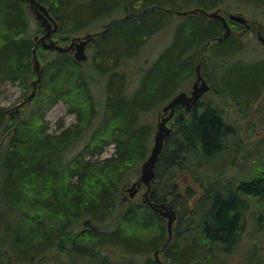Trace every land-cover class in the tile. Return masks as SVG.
<instances>
[{
	"label": "trees",
	"instance_id": "obj_1",
	"mask_svg": "<svg viewBox=\"0 0 264 264\" xmlns=\"http://www.w3.org/2000/svg\"><path fill=\"white\" fill-rule=\"evenodd\" d=\"M37 1L57 21L61 41L104 28L86 69L69 52L38 45L43 65L34 95L18 116L0 107V264H224L241 246L250 221L255 239L242 260L264 264V171L252 164L246 179L234 181L226 176L228 163L210 166L232 149L227 140L236 132L225 119L227 110L250 108L264 90V57L252 65L244 61L255 33L223 36L215 18L174 14L200 7L227 16L229 2L237 1L264 15V0H193L187 7L175 0ZM30 19L24 0H0V94L5 81L20 84L24 98L29 94L36 76L34 36L41 30L35 19L33 31ZM169 31L172 41L149 57V38ZM43 50L53 57L45 58ZM198 63L215 69L214 96L189 111L175 105L150 193L152 202H169L175 211L167 239L163 218L125 192L149 153L157 112L188 87ZM60 100L75 121L51 133L45 112ZM109 145L112 153L101 158ZM210 169L214 176L207 175ZM183 175L201 181L199 191L181 185ZM146 228L159 233L145 236ZM155 250L162 252L158 261Z\"/></svg>",
	"mask_w": 264,
	"mask_h": 264
},
{
	"label": "rangeland",
	"instance_id": "obj_2",
	"mask_svg": "<svg viewBox=\"0 0 264 264\" xmlns=\"http://www.w3.org/2000/svg\"><path fill=\"white\" fill-rule=\"evenodd\" d=\"M176 6L179 7H187V5H192L193 0H175ZM221 8V7H220ZM228 11L230 13H236L244 16L249 21L255 20L257 23L264 25V15L261 13V10L258 8H255L252 5L249 4H243L239 3L237 1H231L229 2V6L227 7ZM177 15L176 13H174ZM258 15V18H254L253 16ZM31 16H33L31 14ZM177 16H184V15H177ZM36 21L34 19H30L31 28L33 31L37 28V24H35ZM238 24V23H237ZM231 24L232 33H239L242 32V26L240 24ZM103 27L99 26L98 28L91 29L89 31H81L75 35L78 36H84L87 33L94 34V37H96L95 33L101 34L103 31ZM102 30V31H100ZM99 31V32H98ZM73 35V36H75ZM72 37V36H71ZM70 37V38H71ZM54 39H57L55 35L53 36ZM65 41L57 40L58 43L65 45L68 43L69 39ZM250 38V37H249ZM94 40V41H92ZM96 38L91 39L89 41V46L85 50V53L87 55V58L84 61H81V67L82 69H86L87 67H90V56L91 52L94 51V42ZM172 41V31H169V33H160L158 35L152 36L149 38V41L146 45L147 52H150L149 57L153 58L155 54L163 49L167 44H169ZM209 41V40H208ZM207 41V42H208ZM249 50L251 52L247 53L244 61H246L247 64L252 65L255 63L257 59H261L264 57V47L259 44L256 41V44L254 43L250 44L248 46ZM45 49V48H44ZM48 50V49H46ZM54 51V50H53ZM43 56L45 58H52L53 52L50 53L49 51L43 50ZM32 63V62H31ZM41 66L43 65L42 62L40 63ZM84 65L86 67H84ZM237 65V62L233 63L231 66ZM36 77V76H35ZM34 77V78H35ZM212 79H214V76H212ZM31 82V81H30ZM93 89L98 94H100V85L98 83H94ZM37 87V86H36ZM32 91V86L29 85V93ZM264 91H262L263 93ZM262 93L260 97L251 104L250 108L245 109L243 111H240L236 108H231L227 110L225 119L233 126V130L236 132L233 134V136L230 137L229 140H227V143L231 144V152L230 150L228 152H225L217 157H215L212 162L210 163V166L214 169L220 168L221 166H224L226 163V176L228 178L233 179L234 181L238 179L237 177H241V179H246L247 175H245L249 169L252 167V164H256V167H260L262 171H264V113L263 116L260 114V111L263 112L264 110V98L262 97ZM234 94V93H233ZM24 99V96H22V90L20 87V84L11 83L10 81H5L1 86V94H0V107L4 109L5 115L9 117L18 116L17 112L15 111L17 104ZM18 107V106H17ZM20 110V108H19ZM45 119L48 122V128L49 132L56 133L58 132L59 125L63 126H70L74 121V115L73 113H70L67 111V105L63 101L56 102L53 106L48 108L45 112ZM255 123L249 125V123ZM169 123V122H168ZM238 143H241L238 145ZM234 144H236V149H234ZM113 151V148L111 145L106 146L104 148V151L101 154V158L109 156ZM198 175L203 174L205 172L204 168H199ZM216 174L215 172H212L211 169L209 172H207V175L214 176ZM248 174V173H247ZM204 178V176H202ZM180 184L183 185L187 182L191 183V180L193 178L191 176L183 175L181 178ZM196 184V183H194ZM146 187L141 186L137 193L134 195L136 199L142 198V193ZM128 196V191L125 192ZM165 222V229L167 231V235H169L166 220L163 219ZM174 225V222L172 223V227ZM254 224L253 221H250L246 226V236L241 242V246L239 249L235 252L234 255L231 257H228L227 261L224 262V264H244L245 262L242 260L243 254L242 251L246 250V246L248 245V242L252 239H255V232H254ZM264 230V226L262 227V231ZM157 228H146L143 230V235L150 236V235H156L159 232H156ZM173 233V229L171 228L169 237L171 238ZM264 234V232H263ZM155 252V251H154ZM154 252L152 253L155 257ZM156 256L159 258V260L163 257L162 252L158 251L156 253Z\"/></svg>",
	"mask_w": 264,
	"mask_h": 264
},
{
	"label": "water",
	"instance_id": "obj_3",
	"mask_svg": "<svg viewBox=\"0 0 264 264\" xmlns=\"http://www.w3.org/2000/svg\"><path fill=\"white\" fill-rule=\"evenodd\" d=\"M27 3V6L31 13L34 15V17L39 21L42 29L41 34L38 36H35V42L34 46L32 48V69L36 73V77L31 81L32 85V91L28 94L26 97L27 101L29 100L35 93L36 85L40 82V75L42 73V68L40 66V61L38 59V56L36 54V47L38 45H41L42 47L46 49H52L57 52H66L68 50L73 49V57L77 61H82L86 59V54L84 52L85 45L88 41L93 39L94 35L87 33L84 36H73L71 37L70 43L68 45H60L55 43V41L52 38V35L57 30V23L55 19L51 16L48 9L45 5L40 3L37 0H24ZM199 12L205 16L215 18L219 21H221L224 32L223 36H227L231 32V28L228 24V19L233 20L237 23L242 24L243 26L247 27L249 26L247 18L240 14L236 13H229L228 18H226L222 13H220L218 10L214 11H207L200 7H193L189 9L184 10H176L175 13L177 15H185L187 13H194ZM257 38L260 41L262 45H264V35L261 34V32L257 33ZM222 37H217V41L221 40ZM195 71L197 78L195 82L193 83L192 89L190 91V94L188 95L185 91H180L176 93L167 103H165L161 110L163 113H168L166 115H158V120L156 122V128L152 137V144L149 150V153L147 157L142 161L140 165V174L139 177L133 181L128 188L129 190V196H133L135 192L137 191V188L140 187L141 184L146 186V190L143 193V202L147 203L150 208L157 212L160 216L167 218V229L170 235L171 231V224L173 219L175 218V211L172 209V206L169 202L164 203H152L148 197V192L151 188V183L154 180L155 176V165L158 161L159 155L161 153V150L163 148V144L165 140L168 138L172 131V127L167 124V121L172 117L174 113V107L175 104L181 102L185 104L186 108H189L191 105H193L200 94L203 91L208 90V85L204 82L203 78L201 77L200 71H199V64L195 66ZM201 80V85H198V82ZM15 111H18V107H16ZM156 251L154 252L155 258Z\"/></svg>",
	"mask_w": 264,
	"mask_h": 264
},
{
	"label": "flooded vegetation",
	"instance_id": "obj_4",
	"mask_svg": "<svg viewBox=\"0 0 264 264\" xmlns=\"http://www.w3.org/2000/svg\"><path fill=\"white\" fill-rule=\"evenodd\" d=\"M261 29H262L261 28V25L259 23H257L256 21L255 22L249 21V26H247V27H243L242 26V32L247 31L251 35H253L254 33L257 35V33L261 31ZM263 35H264V33H263ZM96 37H94V38H96ZM256 38H257V36H256ZM55 40L57 41L58 39H55ZM92 41H94V40H92ZM69 43H70V39H69V41H68L67 44H69ZM89 44L90 43L88 42L85 45V50L88 48ZM68 52L73 56V52H74L73 49L68 50ZM194 71H195V68H194ZM199 71H200L201 77L203 78L204 82L208 85V90L203 91L200 94V96L198 97V99L196 100V102L193 105H191L189 108H186L185 104L179 102L178 104H182L183 105V108L182 109L185 110V111H189L192 106L199 104L203 99H207L208 100V98H210L213 95V89H212V82H211V80H212V76H216L215 69H213L212 67H209V68L206 67L204 69L201 68V67H199ZM196 78H197V75H196V71H195L194 74L191 77V80L188 82V87L186 89L178 90L177 92L185 91L187 94H190V91L192 89L193 83L195 82ZM198 85L199 86L201 85V80L198 82ZM262 97L264 98V92L262 93ZM22 101L23 100H21L19 103H21ZM159 111L156 114V120L158 119V113H159ZM167 113H168V111L166 113H161L160 115L161 116L162 115H166ZM178 113L182 114V112H178ZM263 113H264V110H263V112L260 111V114L262 116H263ZM175 114H176V111H175V107H174V114H173L172 118L168 121L169 124H171L174 121ZM194 183H196V184H194ZM200 184H201V181H198V180H191V183H189V182L185 183V185H188V186L193 187L196 191H199V189H196V187L198 188V186ZM152 186H153V183H152ZM151 189L153 190V187H151ZM163 219L166 220V223H167V218H163ZM173 222L176 223L177 220L174 219Z\"/></svg>",
	"mask_w": 264,
	"mask_h": 264
},
{
	"label": "bare ground",
	"instance_id": "obj_5",
	"mask_svg": "<svg viewBox=\"0 0 264 264\" xmlns=\"http://www.w3.org/2000/svg\"><path fill=\"white\" fill-rule=\"evenodd\" d=\"M218 87H220V85L218 86ZM212 89H213V83H212ZM213 96H214V94H213ZM210 98H208V100H209ZM149 197H150V194H149Z\"/></svg>",
	"mask_w": 264,
	"mask_h": 264
}]
</instances>
